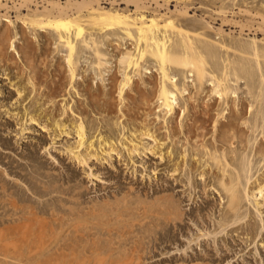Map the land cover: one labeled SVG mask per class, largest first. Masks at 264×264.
Segmentation results:
<instances>
[{
	"label": "bare ground",
	"instance_id": "bare-ground-1",
	"mask_svg": "<svg viewBox=\"0 0 264 264\" xmlns=\"http://www.w3.org/2000/svg\"><path fill=\"white\" fill-rule=\"evenodd\" d=\"M253 3V0H0V66L6 65L4 70L12 66L16 71L18 81L10 84L17 85L15 103L22 106L31 97L30 105L21 113L23 123L41 124L49 119L54 137L73 134L76 139L66 149L78 164L89 166L93 158L111 160L121 149L128 161H132L136 152H150L166 164L174 181L181 182L182 172L190 174L188 180L194 190L202 180L204 191L215 189L219 197L226 198L215 229L246 234L253 241L259 227L257 221L249 218L245 226H233L241 219L240 208L246 200L251 201L256 213L264 214V171L248 175V160L243 155L249 149L264 167V139L250 144L249 136L259 127L264 133V6ZM196 4L198 8L192 7ZM9 23H13V29ZM92 29L104 35L107 31L120 32L132 45L123 52L115 50L117 55H123L118 60L123 64L122 78L112 72L109 86L102 92L92 91L91 77L81 70L79 63V54L87 48L85 39L92 35ZM243 36H250V41L243 40ZM258 36L260 39L256 40ZM215 37L218 43L212 41ZM111 41L105 38L107 46ZM94 51L100 56L98 48ZM149 56L155 59L156 65L152 67H156L157 74L147 77L144 74L152 72H147L150 67L143 62ZM179 73L185 74L182 81L175 76ZM79 76L85 83L81 90L90 99L89 111L95 110L106 132L113 133V125L129 126L126 135L117 141L104 138L99 132L95 140L92 135L85 136V125L91 129L94 120L89 118L84 124L82 119L88 115L85 105L75 100L74 106H70L71 97L65 98L70 92L79 94ZM188 76L192 77L190 82L185 80ZM238 83L246 85L245 97L241 94L244 91L238 92ZM54 106H58L57 113L52 111ZM8 113L17 116L19 111ZM25 129L28 128H20V133ZM145 139L150 142L145 144ZM168 190V185H161L158 211L161 244L182 230L185 216L182 200L173 195V190L167 193ZM208 203L206 200L205 204ZM8 239L4 237L5 251ZM165 247L166 244L161 254L166 253ZM5 253L2 257H7ZM167 260L163 255L160 264H167ZM204 261L203 255L194 254L179 258L175 264H211Z\"/></svg>",
	"mask_w": 264,
	"mask_h": 264
},
{
	"label": "rangeland",
	"instance_id": "rangeland-1",
	"mask_svg": "<svg viewBox=\"0 0 264 264\" xmlns=\"http://www.w3.org/2000/svg\"><path fill=\"white\" fill-rule=\"evenodd\" d=\"M253 1L251 5L264 6V0ZM192 7L198 8L199 4ZM199 11L204 12L201 9ZM9 25L13 29V23ZM96 31L92 29V35L86 37L87 48L81 50L79 63L81 70H86L85 74L91 77L89 82L92 91L102 92L107 90L108 77L112 72H117L119 79L122 78L123 64L118 60H122L123 55H117L116 51L123 52L132 45L129 46L130 41L120 32L113 34L107 31L104 35L105 33ZM106 37L112 40L108 46L105 43ZM250 38L242 37L245 41H250ZM259 39L260 36L256 38ZM212 41L215 43L216 37ZM95 48L100 50V56L94 51ZM155 63L152 56L143 62L144 66L150 67L147 72H152L145 73L144 76L157 74L156 67H152ZM5 66H0V264H160L163 255L168 259L167 264H175L179 262V258L194 254L203 255L204 263L211 264H264V214L256 213L250 200L243 202L240 208L241 219L233 226H245L249 218L257 221L259 227L253 241L246 234L237 235L236 232L227 233V229H215L226 198L219 197L215 189L207 191L205 188L204 191L202 180H199L198 187L194 190L188 180L190 174L185 175L182 172L179 176L181 182L174 181L167 173L166 164L150 152H136L132 161H128L124 149L120 148L121 153L113 154L111 160L99 161L93 158L89 160L90 167H83L66 149L76 139L73 134L54 137L53 128L48 125L49 119L41 123L46 124V127L36 122L30 125L28 122L23 123V119H20L21 113L24 107L30 105L31 97H27L22 106L15 103L18 99L17 85L10 84L18 81L16 71L12 66H9L10 70H4ZM184 75L179 73L175 76L182 81ZM77 78L79 94L73 95L70 92L71 95L65 98L71 97L70 106H74L75 100L82 101L81 104L85 105L86 109L83 108L87 112L85 114H88V119L84 113L81 114L85 117L81 116L83 122L94 120L95 124L91 127L93 132L85 125V136L92 135V140H95L99 132L104 138L117 141L124 133L126 135V128L129 126L122 127L123 124L115 127L113 125V133L105 131L99 115L95 110L89 111L92 109L89 106L90 99L81 90L85 83L80 76ZM187 79L190 82L192 77L188 76L185 80ZM239 85L238 92L244 91L241 94L245 97L246 85ZM52 108L53 112H58V106ZM29 110L30 107L27 111ZM9 111L19 113L11 116ZM40 113L42 116L43 112ZM107 116L108 119L111 118L110 115ZM22 127L28 129L21 134L19 129ZM261 133L259 127L252 136L249 135L250 144H255L260 138L264 139V133ZM144 142L148 144L150 141L145 139ZM243 155L248 160V175L256 176L264 171V167H261L262 161L253 157L249 149ZM90 172L92 175H89ZM162 184L168 185L167 193L173 190V195L182 200L181 207L185 212L183 228L177 230L175 237L165 243V254H161L165 244L159 241L160 222L158 224ZM170 200L169 197V202ZM206 200L208 205L205 204ZM203 233L204 235L198 236ZM4 237L10 239L9 243L6 242L7 246L12 243V247L6 246V251ZM3 252L8 253H5L7 257H2Z\"/></svg>",
	"mask_w": 264,
	"mask_h": 264
}]
</instances>
